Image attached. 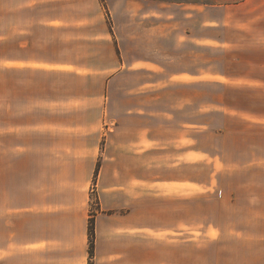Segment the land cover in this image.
Here are the masks:
<instances>
[{"label":"crops","instance_id":"0c3cea01","mask_svg":"<svg viewBox=\"0 0 264 264\" xmlns=\"http://www.w3.org/2000/svg\"><path fill=\"white\" fill-rule=\"evenodd\" d=\"M188 6L12 12L0 264H90L91 220L93 264H264V33L219 38L213 68L211 28L228 17Z\"/></svg>","mask_w":264,"mask_h":264},{"label":"rangeland","instance_id":"374dc122","mask_svg":"<svg viewBox=\"0 0 264 264\" xmlns=\"http://www.w3.org/2000/svg\"><path fill=\"white\" fill-rule=\"evenodd\" d=\"M37 0H0V29L5 30L6 27L10 25V17L13 11L18 12L21 15L22 11L26 8V4H33ZM180 3L189 4L186 7H180V14L182 11H192V5L194 6L195 12L197 7L203 2L208 0H179ZM210 12L212 20L228 17V22L224 27H212L211 31L214 33L215 39L212 42L215 43V48L212 46V67L217 65L214 60L216 55H218L217 48L219 46V38L224 39L225 42L234 44L235 41H243L241 38V32H249L254 30L251 35V39L255 40L256 37L262 36L264 33V0H209ZM25 6V7H24ZM184 9V10H183ZM249 37V36H248ZM264 38V35H263ZM250 39V38H249ZM249 39H247L249 41ZM264 41V39H263ZM2 50L5 53V49L0 47V52ZM7 50V49H6ZM5 72H0V128L6 129L12 126V115L10 111V86H9V75L4 74ZM217 93V91L212 92ZM15 121L17 119L15 118ZM196 166L195 173L196 176L207 174L209 168H204ZM214 168H211L213 171ZM94 187H92L93 189ZM95 193L92 194L93 204H96ZM202 216L196 215V222L201 221ZM217 220V219H216ZM199 264H209V262L199 263Z\"/></svg>","mask_w":264,"mask_h":264},{"label":"trees","instance_id":"16d2710c","mask_svg":"<svg viewBox=\"0 0 264 264\" xmlns=\"http://www.w3.org/2000/svg\"><path fill=\"white\" fill-rule=\"evenodd\" d=\"M89 234H90V264H93L94 257V244H95V231H94V222L90 221L89 224Z\"/></svg>","mask_w":264,"mask_h":264},{"label":"built area","instance_id":"2783aa9c","mask_svg":"<svg viewBox=\"0 0 264 264\" xmlns=\"http://www.w3.org/2000/svg\"><path fill=\"white\" fill-rule=\"evenodd\" d=\"M94 189H95V188L92 189V191H93L92 193H95V192H94ZM95 200H96V199H95Z\"/></svg>","mask_w":264,"mask_h":264}]
</instances>
